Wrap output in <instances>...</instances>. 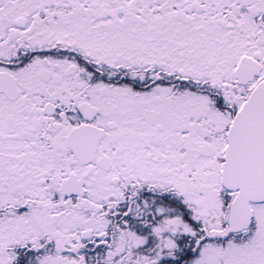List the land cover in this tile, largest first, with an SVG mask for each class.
<instances>
[{
  "label": "snow or ice",
  "instance_id": "snow-or-ice-1",
  "mask_svg": "<svg viewBox=\"0 0 264 264\" xmlns=\"http://www.w3.org/2000/svg\"><path fill=\"white\" fill-rule=\"evenodd\" d=\"M0 264H264V0H0Z\"/></svg>",
  "mask_w": 264,
  "mask_h": 264
}]
</instances>
